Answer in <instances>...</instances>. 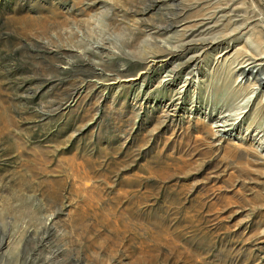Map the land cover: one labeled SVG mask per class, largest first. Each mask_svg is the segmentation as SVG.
I'll return each instance as SVG.
<instances>
[{
	"label": "rangeland",
	"instance_id": "1",
	"mask_svg": "<svg viewBox=\"0 0 264 264\" xmlns=\"http://www.w3.org/2000/svg\"><path fill=\"white\" fill-rule=\"evenodd\" d=\"M134 1L0 0V264H264V36ZM111 18L151 50L62 48Z\"/></svg>",
	"mask_w": 264,
	"mask_h": 264
},
{
	"label": "bare ground",
	"instance_id": "2",
	"mask_svg": "<svg viewBox=\"0 0 264 264\" xmlns=\"http://www.w3.org/2000/svg\"><path fill=\"white\" fill-rule=\"evenodd\" d=\"M177 2H179V0H136L131 3L130 7L132 8V6H136L138 4L146 8L153 7L154 5L158 4L166 7H171L172 11H168L167 16L165 17L161 25L151 30L154 34H160L163 31L169 30L172 25L183 21L180 19L184 16L185 13L191 10L196 11L197 9L207 11L214 10L215 12H213L211 16H215V18H217V16L223 17L225 15H228L234 18H244L245 21L252 20V22L256 23L255 25L259 26V33L264 36V16L263 14H261L263 13L262 11L264 7V0H244L243 2H245L246 6L245 4H243V7H237L234 0H229L224 8L219 7L218 0H198L196 1L195 5L191 7L182 8L179 11L176 7H174V4ZM88 9L89 8H87L86 10ZM210 17H208V19ZM230 21L231 20H229V22ZM216 22L217 21H215L213 24H217ZM90 25L91 24L88 21L80 24L81 27H84V29L86 28L83 32V34L85 35V41L82 42V44L77 42V33H68L67 37H65L63 32H61L59 34V42L62 44V48H67L68 46L72 45H79L80 48L87 50L86 46L88 45V43H92L96 45L97 48H101V46L106 40L105 37L108 34V36H111L112 38V40L109 42L110 45L116 47L118 53L120 54V57H118L117 59L121 60V58L124 57L126 52H128L130 56L140 58L143 53L148 50H151V47L149 45L139 44V32L128 33L127 31L120 28L117 22L112 18L104 22H100L97 27H89ZM246 28L247 26L245 25L244 21L230 23V33H237L238 31L245 30ZM200 32L203 33L199 35V37L202 39L201 41H205V38L207 36H211L212 30L210 29V27H206ZM193 35V33H191L190 35L183 34L179 43L172 41L171 44H177L174 46V48H180L182 49V52H187L189 48L183 47V45L190 43L192 41L191 38L194 37ZM209 46H211V48L215 47L211 43L209 44ZM251 49L253 56H249L248 58L246 56L244 58V60L246 59V61L243 60V64L248 65L246 67L242 65L239 68V76L243 79H245L246 76H249L255 79L257 83H260L261 86V79L259 78V76L264 74V52H260V48H257L256 46H252ZM87 54L88 56L95 57L94 54ZM154 54V52L151 53L152 56H154ZM172 55V52L168 54V56ZM256 57L259 58L257 59ZM121 62L123 63L121 67L122 69H125L130 66L129 63L125 62L124 59ZM252 64L254 65L253 69L250 68V65ZM136 66H138V64Z\"/></svg>",
	"mask_w": 264,
	"mask_h": 264
}]
</instances>
